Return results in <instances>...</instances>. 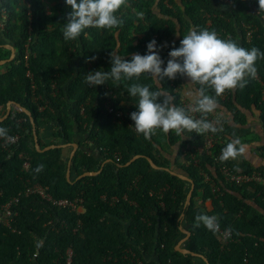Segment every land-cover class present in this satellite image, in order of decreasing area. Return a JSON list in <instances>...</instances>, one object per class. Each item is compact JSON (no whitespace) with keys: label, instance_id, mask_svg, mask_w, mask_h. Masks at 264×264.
Segmentation results:
<instances>
[{"label":"trees","instance_id":"1","mask_svg":"<svg viewBox=\"0 0 264 264\" xmlns=\"http://www.w3.org/2000/svg\"><path fill=\"white\" fill-rule=\"evenodd\" d=\"M128 4L116 14L124 20L121 28H89L85 30L87 36L65 41L62 29L71 12L66 0L0 2L7 17L2 20L3 34L18 52L7 72L0 75V105L7 101L19 104L30 113L36 132L45 123L55 124L58 141L66 144L73 141L75 130L79 138L87 134L82 140L95 145L107 160L102 167L97 166L91 156L78 150L69 166L75 177L68 180L67 157L63 158L59 148L46 152L35 149L31 123L23 112L13 119L8 115L0 122L9 136H18L15 144L8 145L9 152L0 147V206L36 183L47 187L52 199L81 198L84 208L83 213H76L57 208L36 195H22L12 208L15 215L9 226L0 224V264H64L68 248L73 251V264H136L125 250H130L141 264H196L194 257L175 250L183 237L179 219L182 213L189 226L190 237L184 244L189 253L203 255L209 264H264L263 186L229 183L219 165L225 164L232 173L243 175L254 171L263 174L264 167L251 168L217 158L234 136L227 133L229 127L214 134L217 143L210 154L201 149L204 135L188 133L190 139L181 141L182 136L174 131L164 133L158 129L155 133L168 147L180 142L177 156L183 158V164L179 169L193 182L191 198L199 194L203 200L211 198V213L192 201L183 211L189 185L147 161L150 159L158 168L168 167L166 161H160L158 146L162 145L155 142V134L145 139L136 132L130 114L138 111V98L130 97L127 87L132 83L148 85L152 90L162 87L175 97L177 107H183L181 94L175 91L183 77L165 78L159 84L149 74H142L138 80H109L95 87L85 82L91 71H110V52L130 61L134 54H147V44L153 39L164 46L160 56L165 61L162 67H166L169 51L179 47L192 28L214 30L222 39L231 38L246 49L256 47L264 52V11H260L258 0H128ZM139 12L143 16L138 19ZM27 42L32 83L25 76L23 61ZM256 67V79H249L243 89L226 91L223 102L220 96L217 102L234 115L241 112L236 106L255 107L261 112L264 131V59H258ZM206 91L215 95L212 89ZM105 100L114 114L105 109ZM117 112L121 113L118 117ZM74 143L82 145L80 141ZM134 156L140 157L127 165ZM24 162L29 164L27 171L22 168ZM40 164L44 168L37 173ZM86 172L96 174L76 180ZM163 188V206H159L149 192ZM102 195L115 196L118 202H103ZM249 200L257 209L246 203ZM198 214H217L220 227L231 232L226 247H220L217 232L203 224L193 227ZM150 255L155 259L145 258Z\"/></svg>","mask_w":264,"mask_h":264},{"label":"clouds","instance_id":"2","mask_svg":"<svg viewBox=\"0 0 264 264\" xmlns=\"http://www.w3.org/2000/svg\"><path fill=\"white\" fill-rule=\"evenodd\" d=\"M258 4L260 11H264V0H258ZM66 5L71 8V12L62 29L65 41H75L82 34L87 36L85 30L89 28H121L124 20L116 14L121 8L129 6L128 0H66ZM136 15L139 19L143 13ZM163 47L153 39L147 44V54H134L130 61L110 52V71H91L85 76V82L90 87H95L104 85L109 80H138L142 74H149L159 84L165 78L175 80L177 76L187 77L190 81L187 85H200L199 88L190 87L186 90L185 94L190 100V107L187 109L177 107L175 97L162 87L152 90L150 86L139 83H132L127 87L129 96L138 98V111L130 114L136 132L145 139L153 136L158 129L164 133L174 131L178 136H184L185 132L200 136L222 132L223 126L217 114V97L220 96V101L223 102L226 97H221L227 94L226 91L243 89L249 79H256V61L264 59V52L256 47L246 49L231 38L222 39L214 30L198 31L195 28L183 36L179 47L169 51L166 67H162L165 61L160 56ZM91 59L95 60L96 57ZM206 88L212 89L215 95L207 94ZM192 113H200V118H195ZM0 138L6 141L12 139L8 130L3 127H0ZM247 148V144L239 137L233 136L218 157L221 162L237 160L246 155ZM43 168L44 165L40 164L35 171L39 173ZM236 170L239 171L238 168ZM201 224L215 233L219 230V217L198 214L193 227Z\"/></svg>","mask_w":264,"mask_h":264},{"label":"crops","instance_id":"3","mask_svg":"<svg viewBox=\"0 0 264 264\" xmlns=\"http://www.w3.org/2000/svg\"><path fill=\"white\" fill-rule=\"evenodd\" d=\"M0 2H1V0H0ZM46 13L50 14L47 6H46ZM4 15H5V12H3V10L1 11V8H0V75H3L7 72V70L9 69V66H10V62L16 58L17 53H18L17 49L14 46V43L12 41L8 40L5 37V35L3 34L4 25L2 24V22H3L2 20H7L6 15L5 16ZM4 17H5V19H4ZM9 22H10V24H12L14 22V20L11 19V21H9ZM167 44H166V46H167ZM79 60L80 59H78L76 61V65H77V62ZM75 75H76V70H74V73H73V76H75ZM189 83H190V81L186 80V78L183 77L182 81L180 82L179 85H180V91L182 89V92H183V93L181 92V96L185 100H188L190 102L188 96L185 94L186 90L190 87L196 88V86L195 85H187ZM224 97H227V94L226 95L223 94L221 98L224 99ZM263 100H264V98H263ZM11 103H14V102L7 101L3 105H0V122H2L5 119L4 117L6 115V110L10 107ZM14 104H16V103H14ZM97 104H98L97 101H95L94 106H97ZM107 105L111 106V104L108 101H106L105 107ZM218 105H219V107L217 109V114H219V116H220L223 128L226 129V126L229 127L230 129H226V130H228L227 133L229 135H232V136L234 135L235 137H239L241 139V141L243 143L247 144V146H248L246 155L242 158H238L237 160H233L234 163L246 164V165L250 166L251 168L264 167V154L262 153V147L264 146V131H263V127H262V123H261V119H260L261 112L253 106H251L248 109H241V107L236 106L239 109V111H241V112L239 115H237L238 113H236L235 114L236 116H235L231 112V110L228 109L227 107H225L219 103H218ZM38 110L42 112L44 110V107H38ZM117 113H119V112H117ZM119 114H121V113H119ZM56 130H57L56 125L49 122V123H45V124L41 125L38 128V131L36 132V130H35V134H33L32 126H31V131H32L31 133L33 135V137H32L33 146L35 147V149L40 151V152H46L48 150H52L53 148H59L61 155L63 156V158L67 157L68 162H70L74 153H76L78 150H80V151L84 152L86 155L91 156L93 158V160H95L98 163L97 166L102 167V165L107 162V160H105L104 157L101 156V154L99 153V149L95 145H93L89 141L82 140V139H85L87 137L86 134L81 135L79 138L77 136V131L75 130L74 135H73V141L71 143L66 144V143H63L62 141H60L59 144H56L58 142V138L56 136ZM34 135H35V137H34ZM187 135H188V133L185 132L184 136L181 137V141H188L190 139V137H188ZM185 137H187V138H185ZM35 140L37 142V147L35 146ZM54 141H55V143H54ZM74 141L75 142L80 141L82 145L78 146L76 143H74ZM72 144H76V147H74ZM160 144H161V142H160ZM179 145H180V142L177 143L176 145L171 146V147H168L167 145H164L161 147L158 146L159 154H160V156H162L160 161H166L167 166H168L166 168L159 167V169H161V170L166 169L164 171L170 173L172 176H175V177L185 181L189 185L188 194L190 192V198L187 199V197H188V194H187V197H186V200L184 203V207H183V211H185L187 209L189 202L192 201V203H194V205L196 207H201V208H203V210H205L206 213H211L213 210L212 199L206 198L205 200H203L200 197L201 194L191 198V194H192L194 185L191 188V184L189 182L178 177V176H182V177H185L186 179H189V177L183 171H181L179 169V165L183 164V158L180 157L178 159V156H177L178 150H179ZM154 155H156V153ZM171 172H173L174 174H172ZM210 172L213 173V169H211ZM74 177H75L74 171H71V173H70V170H69V179L71 178V180H72ZM204 178H205V180H208V176L206 174L204 175ZM76 180H78V179L76 178ZM189 180H191V179H189ZM192 184H193V182H192ZM246 203L251 205V206H254L256 208L255 203L252 200L246 201ZM83 212H84V208H80L79 213H83ZM215 216H217V214ZM179 219L181 221L180 228H181V233L183 234V237L176 244L175 250H176V247H178L179 251L176 250L177 252L181 253L182 255H191L192 257L195 258L194 262L196 264H209V262L207 261V259L203 255L189 253L188 250H186L184 248V244L186 243V241L190 237V235H189V237H186V234L184 233V231L185 230L188 231L189 226H188L187 222L185 221L184 213H182V215H180ZM125 227H127V225ZM219 242H220L221 248H224L228 245V243H224L221 239H219ZM145 258L155 259L153 255L145 256Z\"/></svg>","mask_w":264,"mask_h":264},{"label":"built area","instance_id":"4","mask_svg":"<svg viewBox=\"0 0 264 264\" xmlns=\"http://www.w3.org/2000/svg\"><path fill=\"white\" fill-rule=\"evenodd\" d=\"M28 42H29V39H28ZM28 42L25 45L26 49H25V53L23 56V61H24L25 67H27L25 76L32 83L33 81L32 74L28 69V58H29V51L27 50ZM31 88L34 89L33 84H31ZM189 107H190V104H187L185 108L187 109ZM9 108H10V112L8 115L12 119L16 117L17 113L21 112V109L14 103L10 104ZM105 108L108 113L114 114V111L111 106L107 105ZM194 114L195 113H192V115ZM115 116L118 117L120 116V114L115 113ZM20 120L22 121L23 119H20ZM10 137H12V139L7 140V141L4 138H0V147L7 152H9L8 145L15 144L18 140L17 135H13ZM202 142H203L202 148H201L202 151L206 154H210L211 150L217 143V138L215 137L213 133H207V134H204ZM28 167H29V164L27 162H24L22 164V168L25 171H27ZM219 170L222 176L224 177V180H226L229 183H234L236 185L247 184V183H257V184L262 185L264 189V173L261 174L259 172L254 171L250 175H247V174L243 175L240 173L236 174V173H232L227 167V165L225 164H220ZM214 190H217V188H214ZM165 191H166V188L160 189L157 192H149V196L155 197L159 203V206H163L161 199ZM22 195L25 197L36 195L40 200L50 202L53 206L57 208L69 209L76 213H79V209L82 208V202H83V200L79 197L75 198L73 201H69L66 199H59V200L52 199L48 193L47 187H44V186H41L35 183V184L25 187V190L23 192L18 193L16 196L12 197L10 200L6 201L4 204L0 206V224L2 223L5 226H9L12 220V217L15 215L12 208L17 206L19 199ZM122 199L126 201V196H123ZM101 200L110 205H114L115 203L118 202V198H116L115 196L107 197L106 195H102ZM216 232L218 234L219 239H221L224 243H229L231 241V232L228 229H223L219 226V230ZM124 252L127 253V255L131 257V260H135L136 264H141V261L135 258V255L130 250H125ZM64 264H73V251L71 248H68L66 250Z\"/></svg>","mask_w":264,"mask_h":264},{"label":"water","instance_id":"5","mask_svg":"<svg viewBox=\"0 0 264 264\" xmlns=\"http://www.w3.org/2000/svg\"><path fill=\"white\" fill-rule=\"evenodd\" d=\"M12 104V103H11ZM17 106L21 109V112H23L27 117H28V119H29V121H30V123H31V126H32V131H33V134H35V126H34V123H33V120H32V117H31V115H30V113L27 111V110H25L24 108H22V107H20L18 104H17ZM9 112H10V108H8L7 110H6V115H5V117L4 118H6L7 116H8V114H9ZM34 137H35V135H34ZM74 147H76V144H72ZM35 146L37 147V142H36V140H35ZM140 156H134L128 163H127V165H129L132 161H134L135 159H137V158H139ZM147 161L149 162V164L153 167V168H155V169H159L158 167H156L153 163H152V161L150 160V159H148L147 158ZM70 162H67V170H66V178L69 180V170H70ZM163 170H166V169H163ZM172 174H174L173 172H171ZM96 173H93V172H86V173H83L81 176H79L77 179H80V178H82V177H86V176H94ZM178 177H180V178H182V179H184V180H186L187 182H189L190 184H191V188L193 187V184H192V181L191 180H189V179H186L185 177H182V176H178ZM190 198V192H189V194H188V197H187V199H189ZM184 233L186 234V237H189V232L188 231H184ZM176 250L177 251H179V248L178 247H176Z\"/></svg>","mask_w":264,"mask_h":264},{"label":"rangeland","instance_id":"6","mask_svg":"<svg viewBox=\"0 0 264 264\" xmlns=\"http://www.w3.org/2000/svg\"><path fill=\"white\" fill-rule=\"evenodd\" d=\"M193 29V28H192ZM177 37H178V35H176L175 36V40L177 39ZM163 44H167V42H163ZM184 78H186V80H189L187 77H184ZM185 84V83H184ZM175 91L177 92H180V94H181V92H182V89H181V91H180V85L178 86V87H175ZM183 93V92H182ZM105 103H106V100H105ZM181 103H182V105L181 106H183L184 108L187 106V104H190V102L188 101V100H185L182 96H181ZM108 104V103H107ZM131 105V103L129 104V106ZM199 115H201L200 113H195L193 116L195 117V118H198L199 117ZM209 119H210V117H208ZM87 135V134H86ZM161 141V139L155 134V142L156 143H159ZM55 142V141H54ZM59 142L60 141H58V143H56V144H59ZM162 144V143H161ZM162 146H164L163 144H162ZM126 225H128V223L126 224ZM107 258V257H106Z\"/></svg>","mask_w":264,"mask_h":264}]
</instances>
